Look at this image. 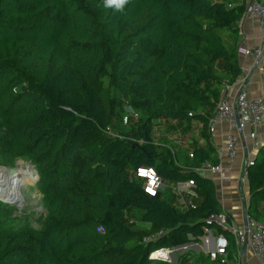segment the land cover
Returning <instances> with one entry per match:
<instances>
[{
    "label": "trees",
    "instance_id": "obj_1",
    "mask_svg": "<svg viewBox=\"0 0 264 264\" xmlns=\"http://www.w3.org/2000/svg\"><path fill=\"white\" fill-rule=\"evenodd\" d=\"M245 3L129 0L117 10L105 0H0V165L29 159L46 210L33 226L4 216L0 202V264H235L231 235L206 221L222 211L214 184L195 169L218 162L207 121L241 74ZM160 119L200 122L205 145L155 141ZM139 167L165 182L192 179L195 208L146 193ZM246 177V213L264 221V142ZM131 207L143 210L138 223L127 222ZM204 227L231 241L225 262L150 257Z\"/></svg>",
    "mask_w": 264,
    "mask_h": 264
},
{
    "label": "built area",
    "instance_id": "obj_2",
    "mask_svg": "<svg viewBox=\"0 0 264 264\" xmlns=\"http://www.w3.org/2000/svg\"><path fill=\"white\" fill-rule=\"evenodd\" d=\"M244 18L254 20L257 27L264 30V0H246ZM238 54L249 57L252 64L243 70L232 84L225 86V90L219 97L212 114L207 121V132L211 136V142L214 144L213 136L219 123L226 122L229 131L224 133V143L222 148H216L218 162L211 164L203 163L195 169V172L203 177L208 178L209 174H217L221 183L229 182L230 177L227 175L231 165L237 157V137L231 131L237 129L243 131L248 128L247 137L251 144L249 148L250 157L247 158L246 166H250L254 162V154L261 146L258 137L259 128L264 122V97H250L246 90L245 82L247 76L254 71H259L264 75V42L250 47L238 48ZM122 121L124 124L128 122L132 110L127 109ZM192 157V154H189ZM135 176L143 180V188L149 195L155 196L163 193L169 188L176 195V204L180 209L195 208V199L197 198L196 183L192 180L183 182H173L166 186V182L157 174L154 168L139 167L135 171ZM210 179V178H209ZM211 180V179H210ZM207 222H213L220 228L228 232L233 241L234 249L231 254L234 256L235 264H244L240 261L242 256L241 248L246 245L258 264H264V224L255 219V217L245 214L246 224L238 227L233 222L230 215L222 209L217 214H211ZM165 230H159L156 235L148 237V239L156 238ZM200 244L197 239L184 245L168 248H160L150 253V257L162 261L172 262L173 255L177 251L192 246L199 245L205 254L211 260L225 262L230 252L231 241L225 233L216 229V227H204L203 233L199 236Z\"/></svg>",
    "mask_w": 264,
    "mask_h": 264
},
{
    "label": "crops",
    "instance_id": "obj_3",
    "mask_svg": "<svg viewBox=\"0 0 264 264\" xmlns=\"http://www.w3.org/2000/svg\"><path fill=\"white\" fill-rule=\"evenodd\" d=\"M238 27L240 33L239 46L241 48L250 47L256 44H263L264 30L258 28L254 20L243 17L238 22ZM238 64L242 74L243 70H245L248 66L252 64V60L249 57L239 54ZM245 85L247 93L250 97H264V75L259 71H254L253 73L248 75ZM162 121L164 123L163 119L158 120L155 124V127L157 124L162 123ZM168 121L176 123L178 127H183L182 132L184 136L179 135L183 137H179L176 134L167 135V133H165L163 136H160L165 137L168 140L169 145L173 148L186 149L189 152L194 147H200L205 145L206 141L200 133V122L193 121L191 124L187 125L185 122H181L180 120L168 119ZM229 130V126L226 122L218 124L216 132L213 136V141L216 148L223 147L224 133ZM231 131L236 135L238 144L237 157L235 158L227 174L230 177V181L221 183L217 174H209L208 178H210L214 184L216 198L221 204L222 209H224L230 215L236 226L241 227L244 225L247 201L249 197V188L246 177V171L248 167L246 166V162L247 158L250 157V155L248 156V154L251 142L247 137V133L249 131L248 128L244 129L243 131L234 128ZM258 133L259 140L262 144L264 142V122L263 125L259 128ZM170 183L173 182H166V186L168 187ZM164 192H169L168 201H176V195L169 188H167ZM175 205L177 204L175 203ZM259 211L262 213L264 218V201H261V203L259 204ZM260 222L264 224V221L261 220ZM197 242L200 244L199 237H197ZM198 246L199 245L192 246V249L196 250L198 253L202 252L205 254V252ZM240 261H242L244 264H258L257 261L252 257L248 249H246L245 253H242Z\"/></svg>",
    "mask_w": 264,
    "mask_h": 264
},
{
    "label": "rangeland",
    "instance_id": "obj_4",
    "mask_svg": "<svg viewBox=\"0 0 264 264\" xmlns=\"http://www.w3.org/2000/svg\"><path fill=\"white\" fill-rule=\"evenodd\" d=\"M163 120L164 123L162 121V123L157 124L155 127V141H157V139L160 136H163L165 133H167V135L176 134L177 136H184L182 132V126L178 127V125L176 123H172V121H168L167 119ZM0 168H4L5 170L10 172L16 169V172L21 171V173H16L17 175L27 176L25 177L24 182L22 181V187L18 188L19 191L16 193V195H14V200H11L12 197H5V195H3L1 192V189L3 187L2 182L6 180V176L0 173V202L5 206L1 212L4 214V216H9L12 220H17L18 218L25 217L26 220L31 221V224L33 226H38L39 224L36 220L43 217L46 214V210L42 204V196L36 189L35 183L38 179V176L33 163L29 159L23 158L18 159L7 166L0 165ZM168 193L169 192H163L160 194V197L168 201ZM174 203H176V201ZM177 207L180 208L179 205ZM142 211V209L136 207L129 208L126 212L127 222L138 223L140 221V215ZM189 242L191 241L189 240L187 243ZM182 251L186 252L184 258L189 257V259L191 260L198 257V252L196 250H193L192 248H186L184 250L177 251L176 254H179Z\"/></svg>",
    "mask_w": 264,
    "mask_h": 264
},
{
    "label": "bare ground",
    "instance_id": "obj_5",
    "mask_svg": "<svg viewBox=\"0 0 264 264\" xmlns=\"http://www.w3.org/2000/svg\"><path fill=\"white\" fill-rule=\"evenodd\" d=\"M19 169V168H18ZM0 173L6 176V180L2 182L1 192L5 197H12L11 200H14V195L19 191L18 188H21L22 181L24 182L25 175H17L16 173H21V171H17L16 169L13 171H7L4 168H0Z\"/></svg>",
    "mask_w": 264,
    "mask_h": 264
},
{
    "label": "clouds",
    "instance_id": "obj_6",
    "mask_svg": "<svg viewBox=\"0 0 264 264\" xmlns=\"http://www.w3.org/2000/svg\"><path fill=\"white\" fill-rule=\"evenodd\" d=\"M129 0H105V5L108 7L115 6L117 10H122Z\"/></svg>",
    "mask_w": 264,
    "mask_h": 264
},
{
    "label": "water",
    "instance_id": "obj_7",
    "mask_svg": "<svg viewBox=\"0 0 264 264\" xmlns=\"http://www.w3.org/2000/svg\"><path fill=\"white\" fill-rule=\"evenodd\" d=\"M245 224H246V221H244V225ZM241 251H242V253H245L246 252V245L245 244H243V246L241 248ZM175 259H176V255L174 254L173 255V260L175 261Z\"/></svg>",
    "mask_w": 264,
    "mask_h": 264
}]
</instances>
